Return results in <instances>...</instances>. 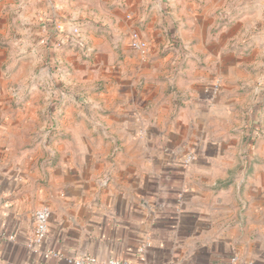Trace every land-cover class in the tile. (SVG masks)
Listing matches in <instances>:
<instances>
[{
    "label": "crops",
    "instance_id": "0c3cea01",
    "mask_svg": "<svg viewBox=\"0 0 264 264\" xmlns=\"http://www.w3.org/2000/svg\"><path fill=\"white\" fill-rule=\"evenodd\" d=\"M223 3L0 0V264H264V59Z\"/></svg>",
    "mask_w": 264,
    "mask_h": 264
},
{
    "label": "rangeland",
    "instance_id": "374dc122",
    "mask_svg": "<svg viewBox=\"0 0 264 264\" xmlns=\"http://www.w3.org/2000/svg\"><path fill=\"white\" fill-rule=\"evenodd\" d=\"M220 7L221 9L218 10L219 13L223 12L222 9L227 11L225 15L219 14L220 21H224L229 15L233 17L235 29L238 26H242V30L237 32V34L235 33L231 41L232 45L235 47L248 41L257 42L260 50V58L262 57L264 59V0H225V4L223 3ZM241 11L243 13H240ZM220 29L218 27L217 30H213V33L220 34ZM244 51H249V48Z\"/></svg>",
    "mask_w": 264,
    "mask_h": 264
},
{
    "label": "built area",
    "instance_id": "2783aa9c",
    "mask_svg": "<svg viewBox=\"0 0 264 264\" xmlns=\"http://www.w3.org/2000/svg\"><path fill=\"white\" fill-rule=\"evenodd\" d=\"M79 34V28H73V36H77ZM132 45L137 49H145L147 44L142 41L138 34H132ZM50 218V210L48 208H42L36 211L35 213V243H41L47 234L48 230V222ZM51 254H46L45 257H49ZM69 262L73 264H98L99 262L89 256H81V257H72L68 258ZM106 264H126L123 260L120 259H110L106 262Z\"/></svg>",
    "mask_w": 264,
    "mask_h": 264
}]
</instances>
